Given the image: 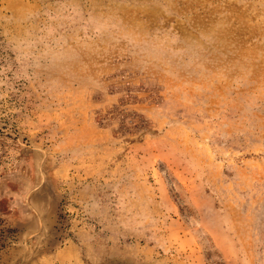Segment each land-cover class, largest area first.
Returning a JSON list of instances; mask_svg holds the SVG:
<instances>
[{
    "label": "rangeland",
    "instance_id": "374dc122",
    "mask_svg": "<svg viewBox=\"0 0 264 264\" xmlns=\"http://www.w3.org/2000/svg\"><path fill=\"white\" fill-rule=\"evenodd\" d=\"M0 264H264V0H0Z\"/></svg>",
    "mask_w": 264,
    "mask_h": 264
}]
</instances>
